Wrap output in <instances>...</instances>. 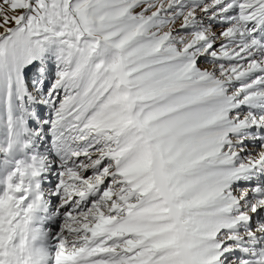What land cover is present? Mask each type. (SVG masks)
Segmentation results:
<instances>
[{"label": "snow or ice", "instance_id": "6c2138e0", "mask_svg": "<svg viewBox=\"0 0 264 264\" xmlns=\"http://www.w3.org/2000/svg\"><path fill=\"white\" fill-rule=\"evenodd\" d=\"M0 264H264V0H0Z\"/></svg>", "mask_w": 264, "mask_h": 264}]
</instances>
